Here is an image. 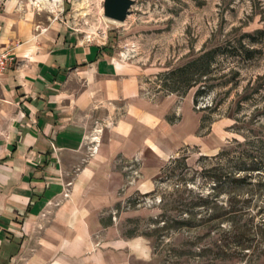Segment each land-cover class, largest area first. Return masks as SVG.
Instances as JSON below:
<instances>
[{
    "label": "rangeland",
    "instance_id": "rangeland-1",
    "mask_svg": "<svg viewBox=\"0 0 264 264\" xmlns=\"http://www.w3.org/2000/svg\"><path fill=\"white\" fill-rule=\"evenodd\" d=\"M104 2L32 0L67 16L82 39L97 41L108 29L134 64L124 71L139 77L140 107L155 115H140L135 135L171 149L116 157L110 171L120 175L121 233L147 237L152 264H264V0H138L125 22L104 16ZM130 107L108 127L133 120L138 110ZM239 156L247 181L216 188ZM253 159L262 170L251 169Z\"/></svg>",
    "mask_w": 264,
    "mask_h": 264
},
{
    "label": "crops",
    "instance_id": "crops-1",
    "mask_svg": "<svg viewBox=\"0 0 264 264\" xmlns=\"http://www.w3.org/2000/svg\"><path fill=\"white\" fill-rule=\"evenodd\" d=\"M4 52L14 60L0 77V264H152L148 238L120 231V175L110 171L120 154L171 150L134 133L140 115L155 116L124 71L134 64L113 36L82 39L32 0H0ZM128 103L136 117L108 127Z\"/></svg>",
    "mask_w": 264,
    "mask_h": 264
},
{
    "label": "trees",
    "instance_id": "trees-1",
    "mask_svg": "<svg viewBox=\"0 0 264 264\" xmlns=\"http://www.w3.org/2000/svg\"><path fill=\"white\" fill-rule=\"evenodd\" d=\"M207 71L209 72V70H206V72ZM204 89L205 88L200 89L198 91V94L203 93L205 91ZM244 159H245L244 156H239L238 157V161H236L235 170L232 172L231 175L228 174L230 176L223 175L224 173H222V176L216 181V186H217L216 188H219V187L226 188L230 184H235L236 186H241L245 181H247V179L249 178L248 175L247 176L246 175L245 176H242L241 175V171L248 170L247 167H246L247 166L246 165V162L244 163ZM250 166H251V169H254V170H262V168H263V165L258 161V159H253L252 164ZM244 205H245V202H244ZM235 214H238V217L241 216V215H239L240 214L239 213V210ZM215 215L216 216H213L212 217V220H214L218 216H220V215H217V213ZM190 217L191 218H188V219L186 218L185 220L188 221V222H190V223L195 222L197 220L196 214L193 213V212L191 213ZM236 217H237V215L236 216L234 215V218H232V221L234 223H237V222L240 223L241 220L240 219H236ZM252 220H254V219H252ZM171 221H172L171 219H168V222H171ZM174 222H175V224H177V223H181L182 221H179V220L175 219ZM262 222L264 223V220ZM249 223H250V219H248V220L245 221L244 226L246 227ZM246 238H247L246 237V234L245 235L242 234V236H240V240H241V242L243 243L244 246L246 245V242H247L246 241L247 240Z\"/></svg>",
    "mask_w": 264,
    "mask_h": 264
},
{
    "label": "water",
    "instance_id": "water-1",
    "mask_svg": "<svg viewBox=\"0 0 264 264\" xmlns=\"http://www.w3.org/2000/svg\"><path fill=\"white\" fill-rule=\"evenodd\" d=\"M138 0H105L102 14L115 21L125 22Z\"/></svg>",
    "mask_w": 264,
    "mask_h": 264
},
{
    "label": "built area",
    "instance_id": "built-area-1",
    "mask_svg": "<svg viewBox=\"0 0 264 264\" xmlns=\"http://www.w3.org/2000/svg\"><path fill=\"white\" fill-rule=\"evenodd\" d=\"M108 27V26H107ZM109 38L108 29L103 30V35L97 39L100 43H105ZM91 40V39H89ZM14 60V57L10 52L0 53V77L5 73L8 69L10 63Z\"/></svg>",
    "mask_w": 264,
    "mask_h": 264
}]
</instances>
